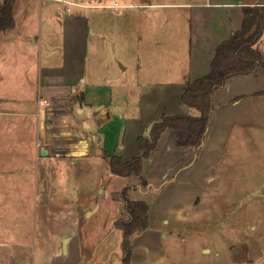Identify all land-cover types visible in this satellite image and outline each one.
Wrapping results in <instances>:
<instances>
[{
  "label": "crops",
  "instance_id": "0c3cea01",
  "mask_svg": "<svg viewBox=\"0 0 264 264\" xmlns=\"http://www.w3.org/2000/svg\"><path fill=\"white\" fill-rule=\"evenodd\" d=\"M159 1L115 4L157 7L173 25L169 40L155 33L152 49L139 48L132 84L97 82L86 40L62 64L42 48L41 22L31 31L15 18L0 32V264H176L171 249L187 233L225 225L227 211L247 207L259 176L264 183V32L256 45L262 65L214 92L199 146H181L177 130L167 128L141 175L113 173L112 157L142 156L139 139L165 117L201 116L183 100L188 85L211 71L218 46L242 27L244 9L264 7V0ZM67 22L81 28L87 19L72 14ZM145 40L139 34L138 45ZM86 166L96 169L94 189L104 196L81 183ZM115 179L125 184L114 191L107 182ZM125 189L129 200L149 206V226L133 236L128 263L115 225ZM108 200L121 206L101 211ZM99 213L102 222L90 223Z\"/></svg>",
  "mask_w": 264,
  "mask_h": 264
},
{
  "label": "rangeland",
  "instance_id": "374dc122",
  "mask_svg": "<svg viewBox=\"0 0 264 264\" xmlns=\"http://www.w3.org/2000/svg\"><path fill=\"white\" fill-rule=\"evenodd\" d=\"M66 1L78 5H69L63 0L60 2L59 0H14L12 15L20 23L24 19L31 31L40 22L43 23L41 27L42 48L52 55L57 53L61 56L58 59L62 64L67 59L65 54L75 47L82 49L84 40H86L88 71L101 84L135 83L139 74L137 67L139 48L152 49L157 42L155 33H163L167 40L171 38L170 31L173 25L170 24L171 21L165 23V17H169L167 11L159 10L157 7L134 9L118 7L128 2L158 4L159 0ZM96 5L106 7L97 8ZM4 7L5 0H0V17ZM72 14H82L87 19V23L81 28L71 26L67 20ZM139 34H144L146 37L142 47L138 45ZM123 67L127 70L124 71ZM79 163L82 164L83 160ZM86 167L87 169L82 168L80 181L87 185L89 193H96L94 189L98 182L97 175H95L96 169ZM107 184L115 191L125 182L115 179ZM102 189L96 193L98 196H104L100 194ZM253 190L254 192L248 194L243 201V205L247 206L244 211H227L223 218L225 225L215 228L204 225L199 233H187L185 241H180L176 249H171L172 261H176V264H239L242 261H253L263 255L264 183L261 181V176L258 177L257 185ZM255 196L259 198L253 200ZM120 206L108 200L107 207L104 206L101 211H116ZM101 214L99 213L92 221L90 220V223L100 224ZM233 244H236L238 248L235 253L226 250L227 246ZM203 247L208 253H200ZM174 254L177 257L176 260Z\"/></svg>",
  "mask_w": 264,
  "mask_h": 264
},
{
  "label": "trees",
  "instance_id": "16d2710c",
  "mask_svg": "<svg viewBox=\"0 0 264 264\" xmlns=\"http://www.w3.org/2000/svg\"><path fill=\"white\" fill-rule=\"evenodd\" d=\"M14 0H5V7L0 17V31L12 29L15 19L12 15ZM264 32V7L244 9L242 27L229 40L223 42L215 51L211 71L200 79L190 83L183 96L184 102L197 108L201 116H169L155 124L149 137L139 139L142 156L130 162L119 157L110 160L114 174L128 177L139 176L143 171V162L157 146V141L167 128H175L181 146H199L208 127L213 110L212 97L214 92L223 87L227 80L237 75L253 73L262 65V55L256 45ZM124 204V216L116 223V227L124 234L125 263L132 255V238L149 226V206L143 202L131 201L127 198V189L119 195Z\"/></svg>",
  "mask_w": 264,
  "mask_h": 264
},
{
  "label": "built area",
  "instance_id": "2783aa9c",
  "mask_svg": "<svg viewBox=\"0 0 264 264\" xmlns=\"http://www.w3.org/2000/svg\"><path fill=\"white\" fill-rule=\"evenodd\" d=\"M239 264H264V254L261 255L260 257L256 258L253 261H250V262L249 261H242Z\"/></svg>",
  "mask_w": 264,
  "mask_h": 264
},
{
  "label": "water",
  "instance_id": "95a60500",
  "mask_svg": "<svg viewBox=\"0 0 264 264\" xmlns=\"http://www.w3.org/2000/svg\"><path fill=\"white\" fill-rule=\"evenodd\" d=\"M42 155L43 156H47L48 155V152L46 151V150H43L42 151ZM237 245L236 244H233L231 247H230V251L232 252V253H235L236 251H237Z\"/></svg>",
  "mask_w": 264,
  "mask_h": 264
}]
</instances>
